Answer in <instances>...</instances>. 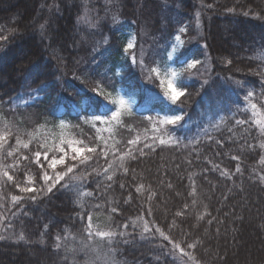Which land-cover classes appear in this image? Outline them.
Wrapping results in <instances>:
<instances>
[{"label":"trees","instance_id":"16d2710c","mask_svg":"<svg viewBox=\"0 0 264 264\" xmlns=\"http://www.w3.org/2000/svg\"><path fill=\"white\" fill-rule=\"evenodd\" d=\"M181 28L172 64L185 96L172 105L149 69L168 64ZM128 32L135 47L125 53ZM98 84L135 102L109 144L85 121L116 108ZM253 103L264 118V0H0V264H264ZM172 115L183 119L161 123ZM61 123L96 153L51 192H21L43 186L34 153L53 144L34 134Z\"/></svg>","mask_w":264,"mask_h":264},{"label":"snow or ice","instance_id":"6c2138e0","mask_svg":"<svg viewBox=\"0 0 264 264\" xmlns=\"http://www.w3.org/2000/svg\"><path fill=\"white\" fill-rule=\"evenodd\" d=\"M185 31H186L185 28L180 29L181 33H184ZM175 39H176V41H178L180 43L173 46V48L177 49V48L182 47L181 37L178 35V36H176ZM134 47H135L134 42L130 40L127 43V45L125 46V49H124L125 53H129L130 50L134 49ZM170 58H171V56H170ZM131 59H132L133 63H137V58H136L135 53H131ZM139 63L141 64L142 67L144 66L143 60H140ZM200 63L201 62L199 60H195V59H193L191 61H185L186 69H184V71L192 70V69L196 68V66ZM149 72L156 74V76H159L161 74L159 66L152 67L151 69H149ZM170 75H171L172 79H169L166 81L167 86L165 89V96L171 102L172 105H177V102H181V97L185 96V90H183L182 87H177L173 81L178 80L183 75V72L182 71L178 72V71L172 70L170 72ZM161 83L164 84L165 81H161ZM41 87H43V85ZM94 91H96L98 95L104 94V89L99 87V84H98V87L96 89H94ZM110 95H111L110 93L104 94V99L108 100ZM247 95H248V97H251L253 94L251 92H249ZM110 103L117 105V107H116L115 111H112L111 108H109V111H111V117H110V120L108 121L109 124H111L112 122H115L116 124H121L122 123L121 118L123 116H130L131 115L130 108L128 107L127 102L123 98H119V97L114 98L110 101ZM256 107H257L256 104H254V103L251 104L252 109H255ZM182 119H183V117L181 115H172L170 117H167L164 121H161V123L176 125ZM95 121H100L101 123L105 122V121H102L101 115H96L94 118V121H86V123H94ZM236 123L237 124H243L244 121L237 120ZM256 123L261 125V133H264V122L257 120ZM5 127H7V125H5ZM59 127H60V129L63 130L64 128L67 127V125H65L64 123H61L59 125ZM217 127H218V125H217ZM3 140H5V137L0 136V141H3ZM168 142H170V141H165L164 139L159 140L160 144H165ZM20 143H21V141L19 140V138H17V144L19 145ZM106 143L107 142L105 141V144ZM128 143L129 144H135L136 141L135 140H129ZM44 146L45 145H41V147H44ZM23 147L28 148L29 144L24 143ZM144 147L151 148L152 145L151 144H145ZM261 147H264V144H262ZM96 151H97L96 147H89L88 145L83 144V141L67 140L62 135L61 139H60V146H58V147L54 146L53 148H49L48 150L44 151L43 153H41L40 151H36L34 153L35 163L40 165V168H41L42 173H43L41 176V180L43 181V186H41L40 188H37L35 186L20 187L19 185H17V187L23 193H41V192L45 191V186H46V191L51 192L52 189L57 184H60V182L63 181L66 176H68L69 173H73L74 169H76L79 165L85 164L88 160H91L93 158L91 154L96 153ZM138 151L140 152L141 155L144 154L143 149H138ZM49 152H52L51 156H49ZM101 152H102L103 156L105 158H107L108 152L105 151L104 149H101ZM8 155L11 156L12 153L9 152ZM127 155L131 157L132 151L129 150ZM41 156H43V160H41ZM132 158H134V157H132ZM233 158L235 159V157H233ZM24 159H27V157H24ZM120 160H121L120 167L123 168L124 172L126 173L128 171V169L124 167V157L121 156ZM262 162H264V161H262ZM58 166L62 169L61 171H57ZM109 167H111V165H109ZM49 169L51 170V174H49ZM107 171H108V169H105V172H107ZM236 171L237 172L240 171L239 167H237ZM221 174L222 175H228L227 172H222ZM3 175L6 176L9 181H11L13 179V177L11 175H9V173L7 171H4ZM106 178L108 180H111L112 176L109 175ZM71 179L72 180H80L81 177L73 175L71 177ZM260 179H261V181H264V176H261ZM27 182L30 185L34 183L31 177L27 178ZM61 186L64 187L66 185H61ZM121 187H123V185ZM137 190L139 191V189H137ZM92 195L93 194L91 192H84L81 194V197L92 196ZM11 199L13 202H19L21 199H23V197L12 196ZM30 199L35 201L36 196L30 197ZM96 207H100V205H96ZM111 211L116 212L117 209L112 208ZM149 214H150V210H149ZM87 219H88L87 234L91 237V235L93 234L92 233V228H93L92 215L88 214ZM209 223H211V221H209ZM124 227H127V225H125ZM145 230L146 231L148 230L147 223H145ZM157 231H159V229H157ZM95 234L102 237V238L107 237L109 239H111L117 235V233L112 232V231H98ZM160 234H161V236H164V233L162 231L160 232ZM20 238L23 239V236H21ZM164 238L166 240L168 239L167 236H164ZM175 247H179V245H175ZM189 247H193V245H189ZM105 261H106V264H111V261H109L107 259V257H105Z\"/></svg>","mask_w":264,"mask_h":264},{"label":"rangeland","instance_id":"374dc122","mask_svg":"<svg viewBox=\"0 0 264 264\" xmlns=\"http://www.w3.org/2000/svg\"><path fill=\"white\" fill-rule=\"evenodd\" d=\"M178 35L181 37V32ZM130 40L134 42V36L131 32H128L126 43H128ZM181 41H182V37H181ZM178 43H180V42H178V41H176V39H174V43L168 52V64L165 65L162 69H160L161 74L159 76H157L159 84H160L161 88L164 90V93H165V89L167 86L166 81L169 79H172L170 72L172 70L176 71V69L174 68V65L172 64V61L175 58V56L177 55V53L179 52V50L181 49V47L174 49L173 46L177 45ZM170 56H171V58H170ZM161 81H165V83L162 84ZM173 82L177 86V81L174 80ZM108 93L111 94L109 96V100H112V99L118 98V97L123 98L127 102V105L130 109L132 108V106L135 103L134 97L131 95V93H126V92H123L122 90H118V92H116V94H113L110 91H108L107 94ZM116 107H117V105H116ZM115 110H116V108H115ZM250 114H251L250 116L253 118L255 124L261 129V125L256 123L257 120L264 122V118H263L261 112L257 108L252 109L250 106ZM110 117H111V114H110V116H101L102 121H105L104 123H101L100 121H95L94 123H88V124L92 125L97 130L100 140H102L103 143H105V141H106L107 144H109L112 141V131H113L112 129H113V126L116 124L115 122H112L111 124L108 123V121L110 120ZM94 118L95 117H90V118L86 119L85 121H94ZM64 124L67 125L66 123H64ZM52 129H53L52 127L51 128L49 127L48 130H46V129L41 130L40 129L36 132V134H34L33 137H42V136L47 134L48 140L51 143H53V144H51V148H53L54 146H57V147L60 146V139H61L62 135L67 140L78 141L75 138L74 134H72L70 131L67 130V127L64 128L63 130L60 129V127H59V129L56 131H53ZM2 146H3V144L0 145V149Z\"/></svg>","mask_w":264,"mask_h":264}]
</instances>
